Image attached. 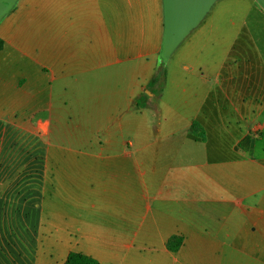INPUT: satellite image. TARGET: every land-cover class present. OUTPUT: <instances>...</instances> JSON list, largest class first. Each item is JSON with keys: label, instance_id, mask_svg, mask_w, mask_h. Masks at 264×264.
Listing matches in <instances>:
<instances>
[{"label": "crops", "instance_id": "crops-1", "mask_svg": "<svg viewBox=\"0 0 264 264\" xmlns=\"http://www.w3.org/2000/svg\"><path fill=\"white\" fill-rule=\"evenodd\" d=\"M253 6L207 0L150 89L170 0H14L0 19V264H264Z\"/></svg>", "mask_w": 264, "mask_h": 264}, {"label": "water", "instance_id": "water-1", "mask_svg": "<svg viewBox=\"0 0 264 264\" xmlns=\"http://www.w3.org/2000/svg\"><path fill=\"white\" fill-rule=\"evenodd\" d=\"M12 0H3L9 4ZM207 0H170L169 41L175 40L194 19ZM168 41V42H169Z\"/></svg>", "mask_w": 264, "mask_h": 264}, {"label": "trees", "instance_id": "trees-1", "mask_svg": "<svg viewBox=\"0 0 264 264\" xmlns=\"http://www.w3.org/2000/svg\"><path fill=\"white\" fill-rule=\"evenodd\" d=\"M9 12L7 9V4H5L3 1H0V19L1 17ZM170 41L168 42L166 48L162 51V54L160 56V62H158V68L154 76L152 77V80L149 83V88H159L163 82V57L167 58L169 55L170 51ZM180 241H178L176 238H172L171 240L168 241L167 243V248L170 251H176L178 244ZM64 264H99L97 261L94 259L79 254V253H70L65 261Z\"/></svg>", "mask_w": 264, "mask_h": 264}, {"label": "rangeland", "instance_id": "rangeland-1", "mask_svg": "<svg viewBox=\"0 0 264 264\" xmlns=\"http://www.w3.org/2000/svg\"><path fill=\"white\" fill-rule=\"evenodd\" d=\"M0 1H3V0H0ZM219 1H221V0H219ZM242 1H246V2H253V4H254V6L252 7V11H251V14L252 15H257V13H258V9H260L261 11L259 12V18H262L263 19V24H264V8L262 9V7H260L261 5L260 4H258V0H242ZM13 2H14V0H12L8 5H7V9L9 10V11H11L12 10V8H13ZM262 3H263V6H264V1H262ZM251 21V19L250 20H248V22H250ZM170 52V51H169ZM170 54V53H169ZM163 60H164V62H163V64L165 65L166 64V62L168 61V57L167 58H164L163 57Z\"/></svg>", "mask_w": 264, "mask_h": 264}]
</instances>
